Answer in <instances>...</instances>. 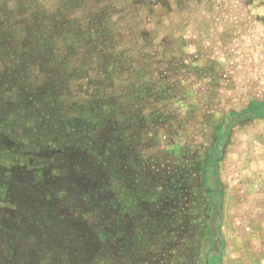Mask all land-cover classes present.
Segmentation results:
<instances>
[{
	"label": "rangeland",
	"instance_id": "1",
	"mask_svg": "<svg viewBox=\"0 0 264 264\" xmlns=\"http://www.w3.org/2000/svg\"><path fill=\"white\" fill-rule=\"evenodd\" d=\"M0 264H264V0H0Z\"/></svg>",
	"mask_w": 264,
	"mask_h": 264
}]
</instances>
